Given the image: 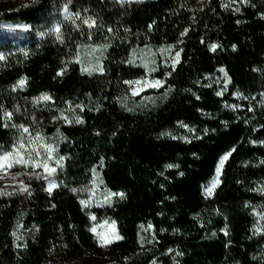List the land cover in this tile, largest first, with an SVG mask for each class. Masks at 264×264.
Listing matches in <instances>:
<instances>
[{
  "label": "trees",
  "instance_id": "16d2710c",
  "mask_svg": "<svg viewBox=\"0 0 264 264\" xmlns=\"http://www.w3.org/2000/svg\"><path fill=\"white\" fill-rule=\"evenodd\" d=\"M0 21L31 28L25 43L0 45V155L23 142L21 154L43 162L48 137L66 138L51 192L31 163L7 177L27 191L0 182V264H264L255 216L264 210V0H0ZM94 44L109 49L104 72L88 75L78 51ZM170 44L180 55L155 75L130 63L136 48ZM219 68L232 83L226 95L209 82ZM150 78L163 82L156 92L169 90L164 101L124 109L135 87L125 81ZM234 89L255 99L228 110ZM180 124L195 134L175 137ZM101 162L117 196L88 210L81 201ZM103 214L123 239L102 245L90 231ZM147 223L155 240L142 245ZM19 226L30 232L21 247Z\"/></svg>",
  "mask_w": 264,
  "mask_h": 264
},
{
  "label": "rangeland",
  "instance_id": "374dc122",
  "mask_svg": "<svg viewBox=\"0 0 264 264\" xmlns=\"http://www.w3.org/2000/svg\"><path fill=\"white\" fill-rule=\"evenodd\" d=\"M120 1H138V0H120ZM31 32V28L28 24L23 21L17 22H6L0 21V45L3 43H13V44H22L25 43L29 37V33ZM106 45H84L79 48L78 57L81 67V72L88 74V75H95L97 73H103V67L105 59L107 58V53L109 47ZM175 46L170 45H161V46H141L140 48H136L132 51L130 57V63L134 66L142 67L148 76L155 75V73L169 68L175 61H176V54H174ZM83 68H87L89 71H82ZM153 69H155L153 71ZM223 69V71H221ZM210 84L214 85L218 93L226 95L231 92V81L226 73L225 68H219L214 76H209ZM147 81L151 80H158L156 79H146ZM140 80V81H146ZM133 91H137V95L131 94L130 96L124 97L122 101V106L124 109L130 111H141L142 109L156 106V104L163 102L166 98L167 94H169V90L163 92H156L158 88H152L144 86L143 90H141V85L134 84ZM132 91V93H133ZM156 93H155V92ZM231 98H236L238 103L232 102H225L224 107L228 110H242L244 106L239 103L242 101L253 100L255 99L254 96L251 95H244L242 92L234 89L232 91ZM251 111V110H250ZM178 133H174L175 137H178L183 140H187L191 138L195 134V130L192 129L188 124H180L179 128L177 129ZM66 141L65 136L60 131L54 132L50 137L47 139V145H51L55 151L52 153V158L48 160L49 167L55 168L58 170L59 168H63L65 166V157L60 153V146ZM262 145L264 144L263 141H259ZM63 159H60V158ZM59 161V163H57ZM62 165V167H61ZM103 169L104 163L101 162L97 164L92 169V182L91 185L86 189L84 192L83 201L86 202L84 204L85 208L88 210H92L93 208H100V209H107L111 207L114 203V200L117 196V193L111 191L108 186L106 185L105 179L103 178ZM41 173L44 177L48 176L47 171L42 168ZM11 175L10 171L7 170V175L3 172H0V182L1 181H14L13 179H8ZM49 181H54V179L48 177L47 185L49 186ZM14 185L17 188L26 187L25 180L14 181ZM261 189L262 193L264 194V182H261L258 186ZM214 192V190H213ZM212 192V193H213ZM212 195V194H211ZM255 216L258 219V223L256 227L260 231V229L264 228V210H255ZM107 221V224L105 223ZM113 219L109 216L102 215L93 220L94 223L93 227L96 228V233H94L95 237L101 241L100 236L111 238L113 241L116 240L114 237V232L119 235L118 233V225L115 222L114 226ZM30 232L22 229V226H19L15 232L14 237L18 247H21L24 243V238ZM99 234V236L97 235ZM140 242L142 245L149 244L154 242L155 235H154V227L152 224L147 223L140 227L139 232ZM102 242V241H101ZM157 264V263H153Z\"/></svg>",
  "mask_w": 264,
  "mask_h": 264
},
{
  "label": "snow or ice",
  "instance_id": "6c2138e0",
  "mask_svg": "<svg viewBox=\"0 0 264 264\" xmlns=\"http://www.w3.org/2000/svg\"><path fill=\"white\" fill-rule=\"evenodd\" d=\"M228 5H225V7H227ZM85 24L88 25L89 28L93 27L94 26V21H89V20H85L84 21ZM57 32H59V29H56ZM187 31V30H186ZM185 33H182L181 35H184ZM106 47V46H105ZM212 48V50H215V48L217 47L216 45H211L210 46ZM180 53L177 52L176 53V58L178 59ZM0 59H4V57L2 55H0ZM155 69H153L154 71ZM82 71H89L87 68H83ZM221 71H223V69H221ZM63 73H58V75H62ZM125 83H128V84H137V85H141V90H143V87L144 86H147V87H152V88H158V87H162L163 86V82L160 81V80H151V81H125ZM25 84V81L24 80H21L19 82V86H23ZM133 95H137L138 92L137 91H133L132 93ZM221 93H217V95H220ZM51 97L48 96V95H42L40 97V100L42 101H48L50 100ZM5 115L11 119V113H5ZM76 123H82V121L77 118V120L75 121ZM20 128L23 129V132L24 133H28L29 132V129L27 127H24L23 125H19ZM34 140H39L42 142L43 138L37 134L36 137L33 138ZM42 146L45 148V151L47 152V159H45L43 162H40L38 160H35L33 159V157L31 156V154L28 155L27 159L21 154V149H24L25 148V145L23 142H21L19 144V147L17 149H15V151L13 152H4L2 155H0V172H3L5 175H7V170L11 169L14 165H25L27 166L29 163L32 164L33 167H43L47 173H48V176L44 177L45 179H48V177L52 176L55 172H56V169L55 168H52V167H49V164H48V160H50L52 158V153L55 151V149L51 146V145H43ZM37 156L40 155L39 152L36 153ZM230 155V153L228 154ZM228 155H225L224 157L221 158L220 160V163L217 167V177L212 181L211 185L209 187H206L205 189V192L207 195H211L213 190L216 188V186L219 184V173H220V170L222 169L223 165H224V162L228 159ZM60 159H63L62 157ZM57 163H59V161H57ZM62 167V165H61ZM168 167H172V165H168ZM0 178H3V177H0ZM56 187V184H55V181H49V186H48V191L51 192L52 189ZM22 191H27V188L26 187H23L21 188ZM0 194H5V193H0ZM7 195H11V193H7ZM121 196H123V194H119ZM82 204H85L86 205V202L84 201H81ZM92 219L94 220L95 217H92ZM107 224V221L105 222ZM113 223V226H114V223L115 222H112ZM90 231H92L93 233H96V228L93 227L92 229H90ZM114 234V237L115 239H123V237L119 236L118 234H116L115 232L113 233ZM97 235L99 236V234L97 233ZM100 239L102 241V245H106V244H109V243H112L113 240L111 238H107V237H103V236H100Z\"/></svg>",
  "mask_w": 264,
  "mask_h": 264
}]
</instances>
